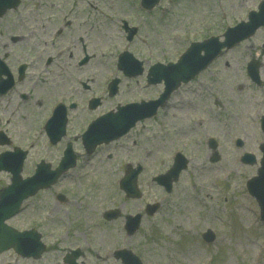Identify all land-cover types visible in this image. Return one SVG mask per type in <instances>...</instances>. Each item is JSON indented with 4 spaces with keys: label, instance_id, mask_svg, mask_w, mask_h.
<instances>
[{
    "label": "rangeland",
    "instance_id": "rangeland-1",
    "mask_svg": "<svg viewBox=\"0 0 264 264\" xmlns=\"http://www.w3.org/2000/svg\"><path fill=\"white\" fill-rule=\"evenodd\" d=\"M259 1L159 0L153 10L145 12L140 0H21L19 10H9L0 19V58L10 67L20 62L31 63L34 51L30 44H36V40L52 47L53 38L48 33L53 26L43 35L40 26L32 38L27 30H35L38 20L32 15L31 25L23 27L16 24L17 16L38 12L50 20L56 18L57 24L60 18L73 15L72 11L87 7L86 18H92L86 28L88 37L80 34L82 24L79 27L76 19L66 20L72 24L64 26L63 36L52 41L54 49L43 51L45 57H52V62L41 65L42 72L31 70L29 79L33 81L35 77L39 82L35 88L27 86L25 93L31 91L29 102L16 107L10 122L6 121L10 106L4 110L0 105V129L11 136L13 145L28 151L21 176L33 173L39 160L55 163L60 154L59 147H49L42 130L53 104H76L74 110L67 112V137L78 138L87 120L115 111L116 105L159 96L163 85H147V73L132 78L122 75L116 67L121 52L128 51L141 61L145 72L157 62H175L191 42L221 36L227 26L246 21L247 13L256 9ZM84 11L85 8L82 13L76 12L82 20ZM122 21L138 27L131 41L126 40L121 29ZM60 26L61 23L56 29ZM78 36L83 37L85 52L93 54L84 67L75 66L82 56ZM263 43L264 28L225 50L206 70L181 84L153 119L138 123L122 139L98 149L94 158L82 156L51 191L24 202L21 212L7 224L17 230L38 231L58 230V221L63 225L71 222V230L97 233L95 228H101L113 240V246H126L143 264H264V223L246 188L247 180L256 176L261 157L258 148L264 143L259 122L264 116ZM61 48L64 51L57 55ZM250 60L259 63L260 85L252 83L246 74ZM112 78H119L120 84L118 92L109 97L106 85ZM80 82L90 89H83ZM91 96H97L100 105L89 112L84 104ZM210 139L217 144L216 163L210 162ZM238 139L242 142L240 147L236 146ZM5 149L0 146V152ZM175 152L187 158L188 166L167 194L151 179L169 169ZM245 152L255 156L256 164L241 163ZM127 164L143 168L137 181L139 199H126L119 189L122 169ZM9 179V174L0 172V188ZM58 193L64 194L68 202H59ZM148 203L159 204L152 217L143 212ZM106 208L119 209V218L104 221ZM137 212L143 216L141 226L128 237L121 230L122 222L126 215ZM206 229L215 234V240L209 244L201 239ZM15 256L4 252L0 264H53L49 256L48 263L22 261ZM106 260L102 264H114L111 258Z\"/></svg>",
    "mask_w": 264,
    "mask_h": 264
},
{
    "label": "water",
    "instance_id": "water-1",
    "mask_svg": "<svg viewBox=\"0 0 264 264\" xmlns=\"http://www.w3.org/2000/svg\"><path fill=\"white\" fill-rule=\"evenodd\" d=\"M157 0H145L143 5L146 7H150L154 5ZM18 4V0H0V16L10 7H15ZM260 25H264V7H260V11L257 14L250 15V21L247 24H239L237 27L228 31L225 35L227 37V42L219 43L217 38L210 39L203 43H197L192 45L188 51L178 60L176 64H169L166 67L157 66L152 68L150 71L151 74L155 73L157 77L154 78L159 81L164 78L166 83V91L164 96H162L157 101L151 102L150 106L143 105H128L124 108V111H129L126 113L128 116H123L118 118V116L110 115V118H107L103 124L112 123L114 120L115 129L111 130L110 134L104 137H100V140H107L112 137L119 136L122 134V131L125 128L126 124L133 125L136 120H139L145 116L152 115L157 106L162 104L164 98L168 95V93L174 89L180 82L188 81L195 73L203 69L216 55L219 50L224 46H229L236 41L241 40V38L247 37L249 34L253 33V31ZM203 51L204 55H200V52ZM118 67L122 69L127 75H133L137 73V69H135V64L130 55L123 54L119 58ZM147 107H149L147 110ZM135 108V109H131ZM129 125H127L128 127ZM62 128V126H61ZM60 128V129H61ZM95 138L94 135H92ZM264 151V146L263 149ZM12 157V154L9 155ZM22 158V156L20 157ZM21 159L18 162V167L13 170V178L12 183L7 188L0 191V251L6 250L10 247H13L15 251L20 254L29 256L33 255L34 250L41 246L39 242H37L36 235L26 234V233H18L13 228H10L5 224V221L13 216L19 209L21 201L26 198L28 195L32 194L37 188L42 186H47L54 182L59 172H62L67 167L66 164H62L60 168H58L53 173H48V178L42 175L44 173H40L38 169L36 174L28 178L26 180H21L19 178ZM183 167V164H175L171 171L160 178H158V182L160 180H164V184L166 185L167 190L170 189L168 182L171 179H176L177 173L179 169ZM47 174V173H45ZM132 177L127 180L122 181L123 189L125 190L127 196H139L138 192L135 189V178L136 172L131 173ZM127 180V181H126ZM126 181V182H125ZM125 183V184H124ZM248 189L250 193L256 197L258 200L261 209H262V219L264 220V156L261 161V168L258 172V177L252 179L248 184ZM127 222L128 231L132 232V230L137 225V219H128ZM131 224V226H129ZM26 234V235H25ZM206 240H211L213 235L210 232H207L204 235ZM135 263L138 264L139 261L132 256ZM127 259H130L127 257ZM126 264L129 262L126 260Z\"/></svg>",
    "mask_w": 264,
    "mask_h": 264
},
{
    "label": "flooded vegetation",
    "instance_id": "flooded-vegetation-1",
    "mask_svg": "<svg viewBox=\"0 0 264 264\" xmlns=\"http://www.w3.org/2000/svg\"><path fill=\"white\" fill-rule=\"evenodd\" d=\"M31 14H34L36 20L39 19V21L40 22L43 21L44 24L35 23L34 25L37 28H34L35 30H32L29 33V37L33 38V36L36 35L38 28H40V26H42L41 29H43L42 32L43 35V34H47V32H45L46 30L45 27L47 24H48L47 26L48 28L52 26L54 27L56 25V18L50 20L49 18L39 16V14L37 13H31ZM29 18L32 20V17ZM72 18L76 19V15L73 14ZM16 20H17L16 24H18V26L21 25L24 27L25 19L22 17V15L17 16ZM65 23L70 24L69 21ZM87 26L88 23L81 25L82 30H80V32L82 34H85L86 37L89 36L86 33ZM61 34H62V30L60 28L55 31L56 36H61ZM12 38L14 41H17V38H15V36H13ZM36 41L37 43H39L38 40ZM78 41L80 43H83V39L81 37H78ZM46 49H54V47H48ZM83 49H84L83 51V56H84L85 46H83ZM43 57H45L44 52L34 56L33 58L35 60L33 61V63L30 64V66L26 65L25 69L24 67L23 68L20 67L21 63H18L17 66L11 68L7 66L9 71L7 70V68L4 69L8 74V76L11 77L12 85L10 89L5 91L4 95L1 98H5L6 101H12L10 107L8 105L9 107L8 113L10 114L11 118L13 117V111L14 109H16V107L19 108L25 102L27 103L29 102V94L31 91L27 94L25 93V91H23V89H26L27 86L29 85L35 88L38 84L39 80L34 83L29 79V77L32 76L31 74L34 71H41L42 69L41 65L43 66L44 63L47 65L51 63L52 61L51 56L45 57L44 60ZM89 89L90 88H87V90ZM71 104L72 103L66 105L67 110H74L76 108V105L74 103H73L74 106H72ZM86 109L89 110L88 108ZM88 123H86L84 127H86ZM64 140H66V136L64 137ZM67 143L73 145V142L66 140L64 142H61V144L59 143L54 146L63 145L62 148H65ZM103 146H104L103 144L99 145L95 148V150ZM42 221L43 220L41 219L40 222L42 223ZM58 222L61 223L58 230L39 231L44 247L41 255L36 260L39 261L44 260L48 263L46 257L49 256L51 258L50 262L51 263L53 262V264H102L107 261L106 259L111 258L114 261V264H124L122 259V252L125 251V247L124 246L120 247L116 245L113 246V244L110 242L113 240L110 239L109 236H106L105 230L101 228H95L96 230H98L97 233L92 232L91 230L90 232H86L83 230H71L72 228L71 222H67L66 225H63L61 221ZM44 228H47V225H45ZM96 234H97V238H96ZM49 245H58V246L61 245V246H59L58 248H52L49 247Z\"/></svg>",
    "mask_w": 264,
    "mask_h": 264
}]
</instances>
